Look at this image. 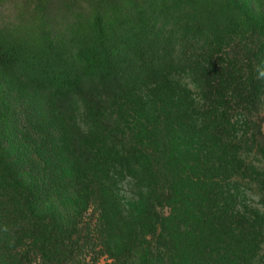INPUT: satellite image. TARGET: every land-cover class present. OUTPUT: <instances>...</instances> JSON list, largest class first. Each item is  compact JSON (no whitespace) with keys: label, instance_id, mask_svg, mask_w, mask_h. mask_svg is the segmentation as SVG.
<instances>
[{"label":"trees","instance_id":"trees-1","mask_svg":"<svg viewBox=\"0 0 264 264\" xmlns=\"http://www.w3.org/2000/svg\"><path fill=\"white\" fill-rule=\"evenodd\" d=\"M254 3L264 0H0L12 12L0 17V264H80L95 234L117 259L115 246L134 244L127 264H264V206L235 209L231 192L198 187L155 143L154 167L127 150L115 119L133 82L158 96L162 84L192 87L189 123L249 187L261 183L264 205V175L250 161L264 155ZM239 119L246 130L236 134ZM111 174L152 183L119 210L103 183ZM58 175L73 193L51 192ZM94 187L100 206L86 219Z\"/></svg>","mask_w":264,"mask_h":264},{"label":"rangeland","instance_id":"rangeland-1","mask_svg":"<svg viewBox=\"0 0 264 264\" xmlns=\"http://www.w3.org/2000/svg\"><path fill=\"white\" fill-rule=\"evenodd\" d=\"M254 4L255 12L260 18L264 19V3L261 6L257 3ZM11 15L12 12L9 9L0 8L1 18ZM161 87V89L159 88L161 95L158 96L157 88H152L139 82L131 84L125 107L122 113H119L115 118L120 130L126 134L127 150L134 147L140 155L148 154L152 156L153 166L158 167L161 162L162 151H153L154 147L152 144L155 143L156 148L163 147L159 150H166L169 158L178 160L180 166L178 170L180 169L184 175L191 176L194 184L198 185V187L200 184L201 187L207 188V192H216L217 194L231 192L234 196V201L231 202V205H234L237 210H243L245 206L263 210L261 183L257 181V183L252 184V187H249L243 176H238L237 171L228 165L230 159L224 158V153L220 152L218 147L213 148L212 151V147L206 144V137L199 134V128L193 127L189 123L197 105V94L194 89L190 87L185 91H178L167 87L165 84H162ZM13 92L15 95L21 94V98L25 96L18 88L16 92ZM190 111L191 114H189ZM262 113L264 115V105ZM232 126L236 134L243 133L246 130L242 119L234 121ZM40 137L45 138L43 134H40ZM58 139L62 141L65 138L63 139L61 133H59ZM62 147L65 148L66 143L62 142L59 144V148ZM55 148H57V145H55ZM120 155L124 156L125 152H121ZM114 157L110 153L111 160L116 161ZM56 160L61 164L66 160L65 155H57ZM253 160L256 161L255 165L258 174L264 175V155L253 156L250 161ZM173 161L175 162V160ZM115 165L113 163V167ZM219 168L221 170L217 172ZM118 169L119 167L112 170ZM59 176L54 177L51 192L54 194L59 188H63V191L69 194L73 193L74 189L69 188L70 183L66 181L68 187L64 186L62 183L64 179L60 181ZM256 179H260V177L256 176ZM103 183L106 185L114 205L119 210H131V206L139 201L141 191L144 193L152 182L146 179L134 181L129 177L122 179L121 176L115 177L114 174H111V177ZM98 185L101 184L98 183ZM96 191L98 190L94 187L89 191L88 195L83 197L88 207L84 214L86 219L90 218L96 210H99L100 200L98 201L97 199ZM220 199L222 198L220 197ZM157 210L163 209L158 208ZM96 226L97 224L95 228ZM93 236L96 237V247L85 250V255L79 258L80 264H127V260L132 257L131 252L134 249V244H125L121 249L115 246L112 252H114L116 257L120 258L117 259L105 247V240L98 238L96 234ZM4 250L5 246L0 242V257Z\"/></svg>","mask_w":264,"mask_h":264}]
</instances>
